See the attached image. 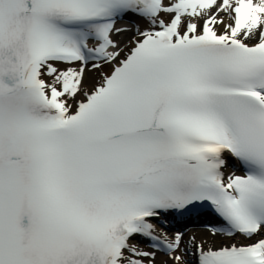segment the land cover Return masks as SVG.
<instances>
[{"label": "snow or ice", "instance_id": "snow-or-ice-1", "mask_svg": "<svg viewBox=\"0 0 264 264\" xmlns=\"http://www.w3.org/2000/svg\"><path fill=\"white\" fill-rule=\"evenodd\" d=\"M161 254L264 264V0H0V264Z\"/></svg>", "mask_w": 264, "mask_h": 264}, {"label": "bare ground", "instance_id": "bare-ground-1", "mask_svg": "<svg viewBox=\"0 0 264 264\" xmlns=\"http://www.w3.org/2000/svg\"><path fill=\"white\" fill-rule=\"evenodd\" d=\"M123 39H127V36L123 37ZM97 74L96 73H89L88 74V80H87V87L91 88L93 86V84L95 83L96 79H97ZM196 235L198 236H205L207 235V231H202L197 233ZM241 241V240H240ZM165 259L164 256L158 255V260H157V264H160L161 261H163Z\"/></svg>", "mask_w": 264, "mask_h": 264}]
</instances>
